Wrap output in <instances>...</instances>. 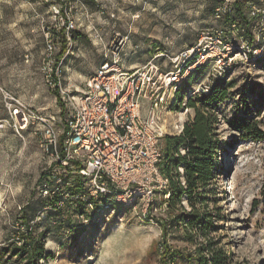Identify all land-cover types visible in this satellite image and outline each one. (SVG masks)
<instances>
[{
  "label": "rangeland",
  "instance_id": "obj_1",
  "mask_svg": "<svg viewBox=\"0 0 264 264\" xmlns=\"http://www.w3.org/2000/svg\"><path fill=\"white\" fill-rule=\"evenodd\" d=\"M225 1L0 0V251L11 242L23 245L32 232L45 244L38 264H199L200 248L208 255V238L181 220L192 211L186 198L172 209L158 193L152 204L119 213L107 209L86 220L70 193L60 210L47 209L36 220L51 205L39 195V183L55 162L43 128L55 116L61 132L68 111L55 75L46 69L47 40L57 41L53 57L62 84L76 92L114 44L126 54V65L135 67L156 53L175 56L207 36L208 50H217L223 63L216 57L189 73L182 99L168 108L167 124L195 116L190 96L200 105L201 94L219 91L211 106L219 137L215 173L205 186V203L195 209L214 219L221 212L220 228L210 238L227 251L230 264H264V133L258 132H264V0L244 5L248 25L241 17L232 24L235 19L215 15ZM65 18L69 23L61 33ZM248 48L251 55L245 56ZM159 62L170 65L165 56ZM139 101L146 117L149 104ZM178 133L170 128V135ZM26 262L0 254V264Z\"/></svg>",
  "mask_w": 264,
  "mask_h": 264
},
{
  "label": "built area",
  "instance_id": "obj_2",
  "mask_svg": "<svg viewBox=\"0 0 264 264\" xmlns=\"http://www.w3.org/2000/svg\"><path fill=\"white\" fill-rule=\"evenodd\" d=\"M234 3L226 0L215 15L220 18L232 12ZM207 39L201 37L198 44L175 56L156 53L135 67L126 65V54L114 44L84 88L76 92L62 84L61 68L53 57L57 41L47 40L46 69L49 77L55 75L54 85L68 111L61 132L55 116L43 128V142L52 148L55 162L39 183V195L49 197L51 205L45 206L36 220L47 209L60 210L70 193L77 197L75 210L86 220L107 209L118 212V207L127 210L140 202L152 204L158 193L168 204L171 181L161 168L162 142L171 127L180 133L185 125H168V108L177 101L192 70L213 59L223 63L217 50H208ZM250 53V48L244 52L245 56ZM162 56L168 57L169 66L159 62ZM141 98L149 104L146 117ZM15 111L20 113L18 108Z\"/></svg>",
  "mask_w": 264,
  "mask_h": 264
},
{
  "label": "trees",
  "instance_id": "obj_3",
  "mask_svg": "<svg viewBox=\"0 0 264 264\" xmlns=\"http://www.w3.org/2000/svg\"><path fill=\"white\" fill-rule=\"evenodd\" d=\"M247 1L251 0H235L232 12L225 13L223 17L227 20L231 18L237 20L238 17H241L247 25L250 24V19L245 15L243 8ZM63 12L64 10H62V14ZM68 23L69 20L65 18V24L60 30L61 33L65 32V27ZM247 34L251 35L252 33L247 31ZM64 52L65 48L62 50L61 55ZM204 67L206 66L202 65L197 67L194 74L198 73ZM185 86L187 85L185 84L183 88ZM180 91L178 99H182L183 97L182 89ZM218 92L214 91L208 94H201L202 103L200 105H198L196 100L190 98L192 97L190 96L187 104L195 108V116L185 122L184 128L180 133L175 135L168 134L164 138V161L161 168L169 176L171 181V195L168 200L169 206L173 209L186 198L192 206V211L183 213L184 219L181 220H184L187 226L190 225L197 229L201 236L208 238L204 245V250L208 252V255H203L202 248H200L201 254L198 256L199 264L231 263L227 251L223 247L217 246L219 241H214L210 238V234L218 231L220 228L218 222L222 218L221 212L214 219L212 214L207 211L200 212L195 209L197 202L205 203V186L211 182L215 173V157L219 137L215 133L214 123L216 120L211 112V106L218 100V96H220ZM258 132L264 133L260 129H258ZM181 168L183 169L182 174ZM122 209V207H118V213ZM181 215V212H178V218ZM31 220L29 219L28 221L30 222ZM163 232L167 236L168 230L166 223L163 224ZM44 245V240L35 238L32 232H29L26 235L23 245L11 242L1 248L0 254H7L8 259L15 256L18 259L26 258L27 262L24 264H38L39 260L46 256ZM167 254H170L169 248L166 249L163 261H166ZM176 256V254H173L172 257L175 258Z\"/></svg>",
  "mask_w": 264,
  "mask_h": 264
}]
</instances>
